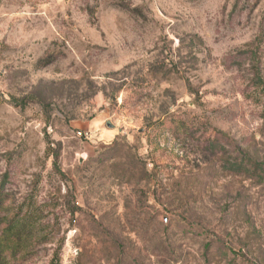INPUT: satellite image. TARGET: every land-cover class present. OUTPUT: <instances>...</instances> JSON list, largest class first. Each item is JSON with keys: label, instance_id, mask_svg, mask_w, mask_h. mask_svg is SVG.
<instances>
[{"label": "rangeland", "instance_id": "374dc122", "mask_svg": "<svg viewBox=\"0 0 264 264\" xmlns=\"http://www.w3.org/2000/svg\"><path fill=\"white\" fill-rule=\"evenodd\" d=\"M0 194V264H264V0H0Z\"/></svg>", "mask_w": 264, "mask_h": 264}, {"label": "trees", "instance_id": "16d2710c", "mask_svg": "<svg viewBox=\"0 0 264 264\" xmlns=\"http://www.w3.org/2000/svg\"><path fill=\"white\" fill-rule=\"evenodd\" d=\"M239 1H240V0H236V4H237ZM53 157H54V162L56 163L57 160H58V153L53 154ZM144 174H145V172H144ZM145 175H147V174H145ZM1 196H2V195L0 194V197H1ZM1 198H2V197H1ZM77 209H78V208H77V207H74L73 204H72V210H71L72 213L75 212ZM12 229H13L12 225L10 226V224H9V226H7V228H6V230H5V233H9L10 231H12ZM13 235H14V234H13ZM0 240L2 241V243H3V241H4V243H5L4 232H1V234H0ZM17 241H19V240L17 239ZM1 250H2V246H1V244H0V252H1ZM53 261L56 262L55 264H58V263H59V258H58V257H56L55 259L53 258Z\"/></svg>", "mask_w": 264, "mask_h": 264}, {"label": "built area", "instance_id": "2783aa9c", "mask_svg": "<svg viewBox=\"0 0 264 264\" xmlns=\"http://www.w3.org/2000/svg\"><path fill=\"white\" fill-rule=\"evenodd\" d=\"M78 134H81V132H78Z\"/></svg>", "mask_w": 264, "mask_h": 264}]
</instances>
